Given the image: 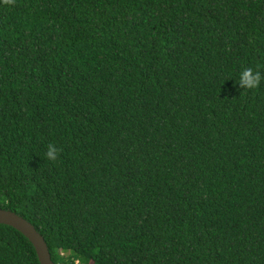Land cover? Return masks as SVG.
Masks as SVG:
<instances>
[{"label": "trees", "instance_id": "1", "mask_svg": "<svg viewBox=\"0 0 264 264\" xmlns=\"http://www.w3.org/2000/svg\"><path fill=\"white\" fill-rule=\"evenodd\" d=\"M0 209L54 264H264V0H0Z\"/></svg>", "mask_w": 264, "mask_h": 264}, {"label": "water", "instance_id": "2", "mask_svg": "<svg viewBox=\"0 0 264 264\" xmlns=\"http://www.w3.org/2000/svg\"><path fill=\"white\" fill-rule=\"evenodd\" d=\"M0 225L13 228L29 241L35 249L39 264H54L43 236L26 219L15 212L0 209Z\"/></svg>", "mask_w": 264, "mask_h": 264}, {"label": "clouds", "instance_id": "3", "mask_svg": "<svg viewBox=\"0 0 264 264\" xmlns=\"http://www.w3.org/2000/svg\"><path fill=\"white\" fill-rule=\"evenodd\" d=\"M259 79H260V75L259 74L254 75L253 69L248 68L240 73L238 85L241 88H252L257 85ZM57 152L58 149L56 148V146L53 144H49L46 152V157L50 160H53L56 158Z\"/></svg>", "mask_w": 264, "mask_h": 264}, {"label": "built area", "instance_id": "4", "mask_svg": "<svg viewBox=\"0 0 264 264\" xmlns=\"http://www.w3.org/2000/svg\"><path fill=\"white\" fill-rule=\"evenodd\" d=\"M75 264H79V262L78 261H75Z\"/></svg>", "mask_w": 264, "mask_h": 264}]
</instances>
